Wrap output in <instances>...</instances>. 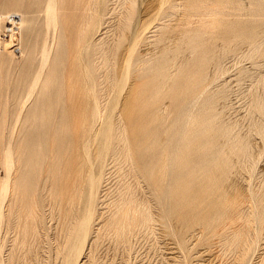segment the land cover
Segmentation results:
<instances>
[{"label":"rangeland","instance_id":"1","mask_svg":"<svg viewBox=\"0 0 264 264\" xmlns=\"http://www.w3.org/2000/svg\"><path fill=\"white\" fill-rule=\"evenodd\" d=\"M18 1L19 3L23 2L26 4L29 10L27 14L35 21L29 30H25L22 34L19 33L17 35V38L19 37L20 39V41H18L19 39L17 40L20 46V52L14 53L12 49H10L9 44L7 46L5 45L4 48H0V59H7L6 57H9L8 59L11 60L10 66L0 62V191L3 187L2 181L6 174V169L3 165L4 154L8 150V142L11 139L12 127L18 113V106L22 95L24 96L28 91L29 80L25 78H28L31 72L33 73L32 75L38 72L35 69L38 68L37 63L41 57V45L43 41L46 40V37L51 45H53L52 43L55 37L56 43L54 46H56H53L54 50L51 55L52 64L47 67L46 70L44 69V71H41L42 79L39 82L40 84L27 103L26 112L18 128V137L22 135V130L26 125V129L28 128L25 130L27 133L24 139V143L28 142V147L26 146L22 149L27 156L26 160L29 158V164L26 163L28 177H26L23 182L26 186L25 191L21 192L22 186H18L19 194L17 196L8 195L3 204H1L0 192V213L1 207L4 213V222L0 225V258L7 262L9 261L10 264H63L62 255L57 256L54 254L53 256L52 254L53 247L57 246V243L62 244L64 242V232L61 227L62 221L60 218L57 219V216L59 217L60 214L63 215V211L61 210L59 214L60 211L58 208L62 206L64 212H66L65 208L67 206L69 207V201L72 198L71 194L74 192V186L72 185H74L75 182H73L75 175V180H77L78 183L81 181V175L78 169H75L72 173H68L67 171L69 168L67 167L65 169L64 164H66V162L64 161L68 159L67 156L69 154H72L73 161L75 158V161L79 164L80 153L83 154V150L81 151L78 148L82 146L80 138L82 137L81 139H85L84 137L91 135L87 131V126L90 121V117L88 116L90 115L92 102L90 100V103H88L89 108L84 107L87 111L89 110L88 112L83 109V105L88 106L86 103L89 101L85 100L86 96H84V90L78 86L77 80H79V75L77 76L78 68L76 67V57L78 56L77 54L81 46L79 37L83 35L81 33V22L83 19L80 15L82 13L84 1L81 3L78 0H69L66 5L65 15L60 17V23L57 28L55 26L52 28L47 26L48 14L45 11L47 0H0V13L4 12L5 15L8 14L5 11L12 8V4ZM113 2L114 0H110L107 2V5L109 4L108 6H112ZM196 2L200 5L198 8L199 12L202 13L210 9L213 3L211 1L203 2L201 0ZM238 3L239 8L230 4L222 9V13L219 17L223 24V28H218L214 31V33H216L215 39H208L207 36V39L205 41L203 40L204 42L201 41L200 46L194 47V49L192 40L189 39L187 41L186 37L187 35H193L195 33L199 28V26H197L198 24L195 22L188 25V30L192 33H182L179 26L181 24L179 18L183 16L185 10L190 11L193 5L189 3L179 8L175 20L171 23L174 27V31L170 34L171 37L167 41L166 53L172 73L167 91L160 92L157 95H144L143 92H141L142 89L148 88V86H151V83H157V81L150 76L153 71L132 72L127 84V88L128 86L129 88H126L128 93H124V98H127L126 100L129 103L126 104V107L125 104L122 105L120 110L122 118L119 117L118 120H116L117 125L119 122V125L122 124L121 127L123 126V129L126 128L127 131H125L127 132L128 142L125 143L124 141H120L122 144L121 146L124 148L121 149V147H119L120 143L118 146L116 145V147H118L116 149L117 151H113L115 155L112 154L113 158L110 157L111 161H108L105 170L106 173L108 172L106 174L107 181L105 180L104 186L100 188L96 203L97 213L92 223L93 239L91 241V247L82 264H232L233 258L230 257L233 255L231 256L230 253H233L225 248L227 247L226 244L229 242V239L226 240L228 242L224 244L223 241H220L221 238H219L221 236L219 234L225 237L224 233L226 230L224 231L222 229L221 232L220 229L217 228L219 229H216L217 232H219L218 234L216 230H214V227H209L208 230L205 229L207 228L205 225L201 227L196 226L197 228H192L185 236L179 228H176L172 224V215L169 214V207L163 195L164 192L161 191V193H163L160 195L159 192L156 193L153 190L151 172L152 157L156 156L153 149L155 144L152 142L153 139L147 138V136L150 137L149 134L142 132L143 128L137 129L135 127V122H137L138 119L136 113L140 105L147 104L148 108L146 107V111H151L157 104V101L160 100V104L162 103L164 105V101L168 104V111L166 114L169 113V115L168 119L165 117L159 121V130L163 132L166 126H170L173 123L179 128L182 120H175L174 115L176 116L178 114L185 103L188 104L192 98L198 96L193 104V107L195 106L192 112L194 113V117L189 118L188 116L191 126H194V123L200 121L206 126H219L224 128L226 122L233 121L238 124V127L233 130L234 134H241L246 137L250 136L252 132L251 128H254L253 119L255 116H259L252 113L254 104L256 105L252 100H255V98L261 100L259 96L261 88L256 87L251 80L250 75L253 73L251 70L253 67L251 60L247 58L239 59L241 51L237 50L235 52V50L230 51L229 49V45L233 42V39H230L232 38V31L235 29H245L251 18L247 14V10H249L250 6L247 5L248 0H238ZM107 16L108 18L110 17V15ZM5 19H0V33L6 26ZM110 21H112L111 23L109 22L110 27L112 26L111 24L115 26L117 23V20L113 18H111ZM54 28H56V30ZM115 28L116 26L114 28L112 26L113 30H110V28H108V23L105 24L103 31L96 36L95 43H101V41L105 42V40L110 42V44L116 42V48H119L124 43L125 38L120 37V35L117 34L118 32H115L117 31ZM107 30L109 32H107ZM127 30L129 31V29ZM155 30L159 32L160 28H154V31ZM154 31L148 34L151 37L147 41L150 42L154 40L156 37L154 35L157 33ZM209 41L212 42V45H217L216 48L212 47L216 52L214 56L207 46L203 47V43H210ZM6 42H9V38L5 43ZM78 44L80 45L78 46ZM150 46L153 45L142 44L139 49L146 54L148 52L147 48ZM122 49L123 48L118 50L117 59L119 61H121L122 56H124L122 55ZM164 49L165 48H163V50L159 48L154 61L148 63L145 68L164 61V55L162 54L165 53ZM31 51H33L36 60L32 63V70L30 69L29 72L23 69L21 62ZM91 51L92 49L88 56L93 59L94 55ZM242 51L247 52L246 46H242ZM144 56L147 57V54ZM199 57L201 58L198 59ZM72 68H74V71H72ZM121 68V63L114 65V73L118 78H120L122 74ZM27 73L29 75L26 77ZM136 73L139 74L135 81ZM66 83H68V85ZM160 85L161 83L159 82L158 87ZM101 86L102 85H99V88ZM138 95H141V98H139ZM65 96L67 98L64 100ZM81 97L84 98L85 101H83ZM72 98L74 99L72 100ZM190 103L191 102H189V105H191ZM128 104L131 106L132 104L136 105V108L133 110V116L130 117L129 114L125 112ZM190 109L191 108L188 107L186 111L188 115ZM85 113L86 115L88 114L87 117ZM197 113H199L200 116L196 118L195 115ZM216 119H218V122ZM83 125L84 128L82 129ZM121 127L119 129H121ZM118 131L115 135L116 142H118ZM69 139H73L75 143L70 141V144L66 145V140ZM19 143L21 146L22 142ZM90 143L89 149L92 151L90 152L95 155L98 151L96 150L98 147L95 145L96 143H92V141ZM251 144L256 158L255 171L252 169V173L245 172L243 178L241 177V173L238 174V172H236L233 174V177H239L240 184L246 187L247 190L249 188V191L251 188L257 189L260 184L258 181L264 177V134H252ZM61 147L64 148L65 152L60 153L59 149H61ZM126 147H131V158L127 157L129 151ZM217 148L220 149V151L221 149L223 150L222 146L213 147V149ZM120 149L122 152L124 150V152L122 153ZM126 150L127 152H125ZM118 152H120V154H118ZM124 157H126V159ZM178 157L180 156L178 155ZM117 158H119L118 161ZM134 166L138 170L139 177L135 176ZM62 183L63 185H60ZM47 187L48 189L50 188L49 192L50 194L52 193L51 198L54 199V202L50 200L51 203L56 202L53 204V206L55 205L53 219L49 217L48 201L45 202ZM132 197H136V199ZM121 198L131 201H126L125 203ZM120 199L122 201H120ZM132 199L136 201V204L140 202V208H142V204H144V206L148 204L147 207L150 205L153 209L155 221L150 224V226L142 223L141 225L139 223L137 227H132L130 230H127V235L126 233L122 234V232H120V236V228L111 225L110 218L112 214L117 211L115 210L117 201H120L121 204L123 202L125 203L124 206L127 204V206L130 207V204L132 203V206L134 203ZM59 200H61V202H58ZM114 227L117 229H114ZM252 233L253 238L251 243H253V247L247 252L245 259L246 264H257L259 258L261 259L260 254H263L262 252L264 251V219ZM221 240L225 239L222 238ZM46 243H51L52 246ZM223 245L225 247H223Z\"/></svg>","mask_w":264,"mask_h":264},{"label":"bare ground","instance_id":"2","mask_svg":"<svg viewBox=\"0 0 264 264\" xmlns=\"http://www.w3.org/2000/svg\"><path fill=\"white\" fill-rule=\"evenodd\" d=\"M78 1L81 3L84 1V4L80 15L83 19L81 22V33L83 35H80L79 37L81 46L79 48V53L77 54L78 56L76 57V67L78 68L77 76L79 75V80L77 81L78 86L84 90L83 93L84 96H86L85 100L89 101L86 103L88 106L82 104L83 109L87 111L85 108H89L88 103H90V100L92 102L90 115L88 116L90 117V121L87 126V131L91 135L84 137L85 139H81L82 137L80 136L82 146L78 148L81 151L83 150V154L80 153L79 164L75 161V158L73 161L72 154H69L67 156L68 159L64 161L66 162V164H64L65 169L67 167L69 168L67 171L68 173H72L75 169H78V172L81 175V181L78 183V181L75 180V175L73 182H77H74V185H72L74 186V192L71 194L72 198L69 201V207H64L66 212H64L62 206L58 208L60 211H58L59 214L61 213V210L63 211V215L65 213V217L61 214L59 217L57 216V219L60 218L62 221L61 227L64 232V242L62 244L57 243L58 245L53 247L52 254L53 256L54 254L57 256L62 255L64 261L63 264H82L91 247V241L93 239L92 223L97 213L96 203L100 188L104 186L106 174L108 173L105 171L108 161L110 160V157L113 158L112 154L115 155L113 151H117L116 149L118 147H116V145L118 146L120 141H124L125 143L128 142L126 128L123 129V126L121 127L122 124L119 125V122L117 125L116 120L121 117L120 110L122 105L125 104L126 107V104L129 103L126 100L127 98H124V93L128 91H126V88L132 72H144L146 70L153 71L150 76L153 77L157 83H151V86L142 89L141 92H143L144 95H157L160 92L167 91V86L170 84L172 78V73L170 71L171 65L169 64V59L166 53L168 45L167 41L171 37L170 34L174 31V27L171 23L175 20L179 8H181V6L184 7L189 3H192L193 5L190 11L185 10L183 16L179 18L181 22L179 26L181 32L185 33L191 32L188 30V25L190 23L196 22V24H198L197 26H199V28L195 33L193 35H187L186 37L187 41L189 39L192 40L194 49V47H199L201 41H205L207 36L208 39L214 40L216 37L214 31L218 28H223V24L219 17L222 13V9L230 4L239 8L238 4H241L238 3V0H201L203 2H213L210 9H207L206 12L202 13L198 10L200 7L196 2L198 0H114L112 6H108L109 4L107 5V2L110 0ZM67 2H69V0H47L45 11L48 14L47 26L49 28H52L53 26L56 28L58 27L60 17L65 15ZM247 5H250L247 14L251 18L245 29H235L232 31V38H229L233 39V42L229 45V49L230 51L235 50V52L237 50L241 51L239 59L247 58L251 60L253 66L251 69L253 73L250 75L251 80L256 87L261 88L259 94L261 100H257L256 98L255 100H252V102L256 103V105L254 104L252 113L259 116H255L253 119L254 128H251L252 132L250 136L246 137L241 134H234L233 130L238 127V124L233 121L226 122L224 128L219 126H206L200 121H197L194 123V126H191L188 116L189 118L194 117V113L192 112L195 106L193 107V104L198 96L189 101L191 102V105H189V102L188 104L185 103L178 114L176 116L174 115L175 120H182L179 128L173 123L170 126H166L163 132L159 130V121L165 117L168 119L169 115V113L166 114L168 111V104L165 101L164 105L162 103L160 104V100L157 101V104L151 111H146L148 108L147 104L140 105L139 110H137L136 113L138 119L137 122H135V127L137 129L143 128L142 132L149 134L150 137L147 136V138L153 139L152 142L155 144L153 149L156 156L152 157L151 177L153 183H151L153 184V190L156 193L159 192L161 195L164 192L163 195L169 207V214L172 215V224L176 228H179L185 236L196 226L201 227L205 225L207 227L205 229L214 227V230L219 228L221 232L222 229L224 231L226 230L224 234L227 239L217 232L219 229H217L216 232L221 235L219 238L225 239H220L224 244L229 241L226 244L227 247L224 245L223 247L233 253L231 254L229 251L230 255H233L230 257L233 258V262L231 261L232 264H246L245 259L247 252L253 247V243H251L253 238L252 232L264 219V177L258 181L260 184L257 182L259 184L258 188H251L250 191L249 188L247 190L246 187H243V185L240 184L239 177H233V174L236 172H238V174L241 173V177L243 178L245 172L252 173V169L255 171L256 158L252 150L251 135L254 133L264 134V0H248ZM12 6V8L5 11L8 14L5 15L4 12L0 13V19L3 20L10 14L18 15L19 33L22 34L23 31L29 30L32 27L35 20L27 14L29 10L25 3H19L18 1L13 3ZM107 15H110V17L108 18ZM111 18L117 20V23L115 24V29H117V31L115 32H118L117 34H119L120 37L125 38L124 43L119 48H116V42L110 44V42L105 40V42L101 41V43H95L96 36L103 31L105 24L108 23V28H110V30H113L112 26L113 28L115 27L114 24H111V27L109 25V22L111 23L113 21H110ZM56 28L54 29L56 30ZM154 28H160V31H154ZM127 29H129V31ZM108 30L107 32H109ZM152 31L157 32L154 35L156 37L153 41L149 42L147 40H149L151 36L148 34ZM12 37H14V34ZM18 39L19 37L17 40ZM18 41H20V39ZM55 43V37L52 43L53 45L47 41L46 37V40H44L41 45V57L37 63L38 68L35 69L38 72L34 75H32V72L30 73L31 75L28 73L26 74V77L29 75L28 78H25L26 80H29V82L27 81L29 83L28 91L24 96L22 95L18 106V113L12 127L11 139L8 142V150L4 154L3 165L5 166L6 174L2 181L3 187L0 191L2 200L1 204H3L8 195L17 196L19 194L18 186H22L21 192L25 191L26 186L23 182L26 177H28L26 163L29 164V158L26 160L27 156L22 149L26 146L28 147V142L24 143V139L26 138L25 135L27 133L25 130L28 128L26 129L27 125L23 128V136L21 135L20 137L17 136L18 128L26 112L27 103L30 101L40 84L39 82L42 79L41 71H44V69L46 70V68L52 64L51 55ZM211 43L212 42L207 44L203 43V47L207 46L214 56L216 55V52L212 47L216 48L217 45H212ZM142 44L153 45L147 48V57L144 56L146 54L139 49ZM79 45L80 44H78V46ZM242 46H246L247 52L242 51ZM121 48H123L122 55L124 56H122L121 61H119L117 59V54L118 50ZM159 48H162V50L165 48V53H162L164 55V61L157 65L154 64L145 68L148 63L154 61ZM91 49V52H93L94 55L93 59L88 56ZM6 58L7 59L1 58L0 62L10 66L11 60L8 59L9 57ZM200 58L201 57L198 59ZM35 60L36 58L33 51H31V53L21 62L23 69L30 72V69L32 68L31 65ZM118 63H121L122 66V74L120 78L114 73V65ZM74 68H72V71H74ZM138 74H135V81L137 80ZM159 82L161 85L158 87ZM66 84L68 85V83ZM99 85L102 86L99 88ZM138 97L141 98V95H138ZM66 98L67 97L65 96L64 100ZM73 99L74 98H72V100ZM82 99L85 101L84 98ZM187 106L191 108L189 115L186 113L188 109ZM135 108L136 105L134 104H132V106L129 104L127 105L125 112L129 114V117L133 116V110ZM86 113L85 116L87 117L88 114L86 115ZM195 116L197 118L200 114L197 113ZM216 121L218 122V119H216ZM120 127L121 129H119ZM83 128L84 125L82 129ZM116 130L118 131V142L115 140ZM70 141L75 143L73 139H69L66 140V145H69ZM91 141L92 143H96L95 145L98 147L96 149L98 151L95 155L92 154L91 149H89ZM19 142H22L21 146ZM119 145L121 149L124 148L121 146V143ZM217 146H222L223 150L221 149L220 151L218 148L213 149V147ZM63 147L59 149L60 153L65 152ZM126 148H128L129 151L127 157L131 158V147ZM125 152H127V150ZM118 154H120V152H118ZM178 155L180 157H178ZM124 158L126 159V157ZM118 159L119 158H117V161ZM133 168L135 170V176L139 177L137 168H135V166ZM60 185H63V183ZM49 190L50 188L48 189L47 187L45 202L48 201L47 206L49 217L53 219V211L55 208V205L53 206V204L56 202L53 203L54 199L51 198L52 193L50 194ZM161 191L163 192L161 193ZM121 199L120 201L123 200L125 203L126 201H131L128 199L125 200V198ZM134 199H136V197ZM50 200L53 202L51 203ZM120 201H117L115 204V210L117 211H113L114 213L110 218L111 222L109 220L111 225L120 228L119 234L120 232L124 234L132 227H137L139 223L150 226V224L155 221L153 209L150 205L147 207L148 204H146L145 207L144 204L141 203L143 206L140 208V202L136 204V201H133L132 199V202L134 203L132 205L133 207L131 206L132 203H129L130 207H132L130 208L127 204L124 206L125 203L123 202L121 204ZM58 202H61V200ZM3 222L4 213L1 207L0 225ZM115 227L114 229H117ZM46 244L52 246L51 243ZM262 253L263 254H260L261 259L259 258L257 264H264V251ZM0 264H10V262L0 258Z\"/></svg>","mask_w":264,"mask_h":264},{"label":"built area","instance_id":"3","mask_svg":"<svg viewBox=\"0 0 264 264\" xmlns=\"http://www.w3.org/2000/svg\"><path fill=\"white\" fill-rule=\"evenodd\" d=\"M19 16L16 14H10L6 17V26L0 33V48H4L5 45H10V49L15 52H20V46L17 41V35L19 33ZM14 34V37L12 35ZM9 38V42L5 41Z\"/></svg>","mask_w":264,"mask_h":264}]
</instances>
